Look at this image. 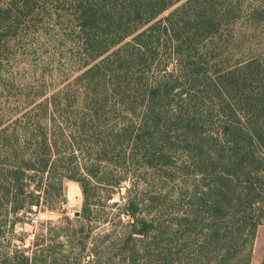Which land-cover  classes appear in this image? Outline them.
<instances>
[{
    "label": "trees",
    "instance_id": "trees-1",
    "mask_svg": "<svg viewBox=\"0 0 264 264\" xmlns=\"http://www.w3.org/2000/svg\"><path fill=\"white\" fill-rule=\"evenodd\" d=\"M61 8L84 71L0 129V240L19 213L63 203L65 178L80 184L83 211L47 224L30 253L0 249V264H264V0ZM136 165L152 180L180 176L181 213L139 218L160 198L131 189L117 218L99 207L98 185L109 201Z\"/></svg>",
    "mask_w": 264,
    "mask_h": 264
},
{
    "label": "rangeland",
    "instance_id": "rangeland-1",
    "mask_svg": "<svg viewBox=\"0 0 264 264\" xmlns=\"http://www.w3.org/2000/svg\"><path fill=\"white\" fill-rule=\"evenodd\" d=\"M64 1L30 0L26 4L24 0H0V129L52 94L64 90L84 71V51L64 19L61 8ZM91 151L84 150V154H80L82 177L90 178L88 169L93 163ZM129 171L132 181H125L120 188H114L109 201L105 199L109 195L105 190L110 189V185H98L105 196L99 206L101 209L117 218V213L127 201L128 189H131L137 193L139 201L143 199L142 193L145 191L160 198L152 208L144 207L146 201L140 204L139 208L143 211L138 214L139 218L147 213L151 217L169 221L183 211V205L180 206L179 202L183 200L184 191L181 188L184 183L178 174L152 180V177H148L150 171L147 172L140 165ZM148 179L150 184L147 183ZM63 185L65 201L59 202L53 211L44 205L41 208L32 207L16 216L18 221L12 232H9V227L3 228L5 237L1 236L0 240L2 251H12L18 247L30 253L35 235L41 230L46 232L47 224L48 228L55 229L64 224V220L75 221L82 214L84 200L80 184L65 178ZM122 221L127 225L133 220L123 216ZM117 225L98 226L96 231H110L111 226L120 231L121 227ZM52 239L47 244L56 245ZM57 247L55 251H58Z\"/></svg>",
    "mask_w": 264,
    "mask_h": 264
}]
</instances>
